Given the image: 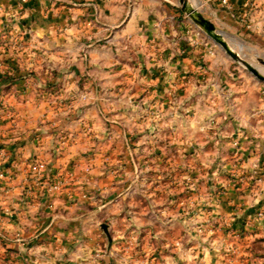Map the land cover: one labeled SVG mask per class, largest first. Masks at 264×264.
Returning <instances> with one entry per match:
<instances>
[{
  "label": "crops",
  "instance_id": "obj_1",
  "mask_svg": "<svg viewBox=\"0 0 264 264\" xmlns=\"http://www.w3.org/2000/svg\"><path fill=\"white\" fill-rule=\"evenodd\" d=\"M188 1L231 46L264 47V0ZM192 24L179 0H0V169H13L10 184L0 178V264H264V146L246 166L232 164V154L225 160L221 148L205 149L209 161L197 171L183 165L182 175L214 174L215 182L194 181L195 191L191 181L174 187L170 166L157 162H171L174 134L160 130L174 122L139 116L159 102L171 112L175 93L241 90L225 84L230 73L220 63L229 60L213 40L185 39ZM130 120L149 132L131 133ZM245 121L218 118L203 131L204 122H190L195 133L182 141L222 145L233 137L240 144L236 130ZM161 139L164 150H157ZM143 141L150 145L140 160ZM239 149L233 144V157ZM189 152L179 151L187 161ZM230 171L241 177L232 183L223 175ZM179 202L200 206L204 227H182L170 239L136 223L133 230H83L76 221L84 209L68 213L77 203H117L120 219L139 221L155 215V206ZM169 213L160 215L173 220Z\"/></svg>",
  "mask_w": 264,
  "mask_h": 264
},
{
  "label": "rangeland",
  "instance_id": "obj_2",
  "mask_svg": "<svg viewBox=\"0 0 264 264\" xmlns=\"http://www.w3.org/2000/svg\"><path fill=\"white\" fill-rule=\"evenodd\" d=\"M190 20L193 22L194 25L192 24L191 26L187 27L184 35L186 36L185 39H188L189 43L195 42L197 38H200L203 41L212 40L191 18ZM232 45L236 50H240L241 53L248 60L253 62L259 69L264 72V64L259 60V58L264 59V47L260 46L258 48L254 46H243L241 42L234 40ZM217 46L219 48V51L222 52L229 60L228 63L225 61L220 63V70L228 71L230 73V78L224 81L225 84L231 88H235L237 86L239 87L240 85V91L235 93H233L234 91H232L229 93L228 90H226L227 92H213L211 90L210 92H206L204 94V97H200L201 99L199 98L198 93H196V91H193L192 93L188 94L187 97L183 95L184 93H175L173 95H170L171 103H173V108L171 112L168 111L166 113L157 99L156 100L159 102L158 104L155 103L151 106H144L139 111V116L143 119V121L151 120L153 122L154 120H158L161 118L164 119L166 116V118H168L170 122L171 120H173L174 122L173 128L171 127L170 130L165 129L168 125H164V129L160 130L161 134H174V137H172V144L168 143V147L170 146L171 148V151L169 152L171 156V162L165 164V161H162V163L160 160L157 161L159 162V168L165 169L166 167L170 166L167 174H163L164 176L165 174L167 175L168 181H171V184H173L174 187H179L184 182L191 181L189 184V189L191 191H195L197 190L195 182H198V180H203L204 182H215V177L213 176L214 174H203L202 172L192 173L190 174L189 178L187 177L188 179L182 175L183 165L186 166V164H188L191 169L195 168V170L197 171L198 165H201L203 159H205L207 162L209 161L207 160L208 153L204 152L205 149L212 151L217 148H221L223 150V155H226L225 160L229 159V155L232 154V157L230 158L232 164L233 162L235 164L238 162L246 166L245 164L248 163L249 158L251 156H255V152L258 153V150H262V146H264V140L262 139L261 135L264 132V82L257 79L240 62L233 60L221 46H219L218 44ZM180 51L184 53L186 51V48L181 47ZM84 68H87V62H84ZM201 69L205 71V73L207 72L206 69ZM91 95L93 101L98 104L100 99V93L95 90L93 91V93H91ZM81 96L84 97L85 94H81ZM234 96L235 102H233ZM84 98H86V96ZM233 117L246 119L245 125H238L236 130V133L240 137V139H238L240 144H238L237 140V143H233V137H229L230 144L228 140H224L223 137L222 145H218L217 143H214L211 140L205 141L206 143L198 142L200 141L199 139L197 142L191 141L189 143L182 141L183 136H185L184 134H187L188 132L195 133V125L198 124L200 121L204 122L199 127V129L203 131L206 128H212L213 125L214 127H217V123L215 124V122L218 118L233 120ZM190 122H194L195 125H189ZM128 123L129 131L131 133L135 131L143 132L144 134L149 132L147 130L148 128L145 126L144 123H142V125H138L139 123H136L137 126H135L139 130H136L134 125L131 123V120L128 121ZM225 127L228 128L229 125ZM225 133L231 134L233 132L231 130ZM242 137L245 139L243 145L241 143ZM155 143L157 150H164L163 143L165 142L162 141V139L161 141L156 140ZM233 144L235 147L239 146L240 148L238 154H236L235 157H233ZM149 145L150 142L148 141L141 142L143 153L141 157H139L140 160L146 158L145 154H147L146 150ZM184 147H186V150L188 148L190 150L188 161L187 158L181 157V154L179 153L180 150L183 151ZM141 163H143V161H141ZM202 174L204 176H202ZM223 175H228V180H231L232 183L233 178L236 179V177H241L240 175L234 176L232 174V171H230L228 174L226 173ZM192 186H194V188ZM116 190L117 189H115V191ZM117 193L118 192H115V194L113 195H116ZM139 199L140 198L138 197V195H133L132 202H138L137 206H140L139 204L141 202L139 201ZM107 206L104 208H99L97 204L82 206L80 203H77L73 209L68 211V213L78 214L83 212L82 209H84V212H86L88 216L84 217L86 214L82 216L78 214L79 217L77 218H79V220L76 221L79 225V228L83 230L94 229L102 231L103 229L100 226L101 222H106L107 227L110 228L109 230H133L132 228L135 226L136 223L143 224L144 227L141 226L142 229L145 228V230L150 229L156 230V232H163V236L165 234L168 236L167 239H170L169 237H173L174 235H178V232L181 230L182 227H187L190 229L195 228L197 230H201L202 227H204L201 224V220L198 218L200 206H198L194 202L188 205L185 202H179L178 205L175 204L171 206H155V210L151 212L155 215L151 217L150 215H148V213H146L143 216L141 215L142 219L140 218L139 221H129L127 219H120V217L117 216V213H123L122 211L124 209V206L122 205L119 207L120 209L118 208L117 203L112 205L111 209L107 208ZM110 210L117 211L112 213L110 212ZM166 212H168V214H170L169 212H171L170 216L173 217V220L165 219L163 216L160 215ZM125 214H128V212L126 211ZM98 222L100 224H98ZM125 236L123 235V238L125 237L127 239H124L126 240L125 242L128 245H131L134 241L133 232H131L129 235L125 234ZM163 239L166 238L163 237ZM152 243H155V241Z\"/></svg>",
  "mask_w": 264,
  "mask_h": 264
},
{
  "label": "water",
  "instance_id": "obj_3",
  "mask_svg": "<svg viewBox=\"0 0 264 264\" xmlns=\"http://www.w3.org/2000/svg\"><path fill=\"white\" fill-rule=\"evenodd\" d=\"M179 2L181 9L187 13V15L205 32L209 38L221 46L233 60L240 62L257 79L264 82V72L253 62L248 60L240 50H236L233 46H231L220 29L216 28L212 22L202 16L196 8L189 4L188 0H179ZM259 60L264 64V59L259 58ZM100 226L105 232H107L106 222H101Z\"/></svg>",
  "mask_w": 264,
  "mask_h": 264
},
{
  "label": "built area",
  "instance_id": "obj_4",
  "mask_svg": "<svg viewBox=\"0 0 264 264\" xmlns=\"http://www.w3.org/2000/svg\"><path fill=\"white\" fill-rule=\"evenodd\" d=\"M222 2H226V0H222ZM62 142H64V140H61ZM234 143H237V141H234ZM5 152H3L2 150H0V156H4ZM258 170V164L255 163L254 164V171L256 172ZM0 178L6 183V184H10L11 180L13 179V169L12 168H2L0 169ZM53 187H58V184H52ZM194 188V186H192ZM259 215L264 214V210H259L258 211ZM177 244H179V242H176ZM95 255H99L98 252L95 253ZM169 264H176L175 262L171 261Z\"/></svg>",
  "mask_w": 264,
  "mask_h": 264
}]
</instances>
